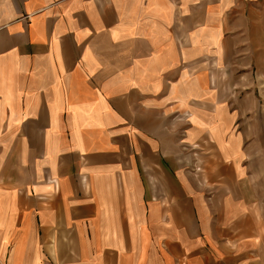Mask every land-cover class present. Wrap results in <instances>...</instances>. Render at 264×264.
<instances>
[{
    "label": "crops",
    "instance_id": "1",
    "mask_svg": "<svg viewBox=\"0 0 264 264\" xmlns=\"http://www.w3.org/2000/svg\"><path fill=\"white\" fill-rule=\"evenodd\" d=\"M264 0H0V264H264Z\"/></svg>",
    "mask_w": 264,
    "mask_h": 264
},
{
    "label": "rangeland",
    "instance_id": "2",
    "mask_svg": "<svg viewBox=\"0 0 264 264\" xmlns=\"http://www.w3.org/2000/svg\"><path fill=\"white\" fill-rule=\"evenodd\" d=\"M256 78H258V85L260 88L259 94H260L261 99L264 102V71L261 72Z\"/></svg>",
    "mask_w": 264,
    "mask_h": 264
}]
</instances>
